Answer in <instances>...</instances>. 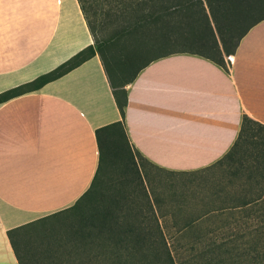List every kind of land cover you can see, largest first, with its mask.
<instances>
[{
  "label": "crops",
  "instance_id": "1",
  "mask_svg": "<svg viewBox=\"0 0 264 264\" xmlns=\"http://www.w3.org/2000/svg\"><path fill=\"white\" fill-rule=\"evenodd\" d=\"M92 44L79 0H0V93ZM229 55L224 65L191 52L151 62L127 86L125 118L99 54L0 103V264H20L9 230L71 206L90 187L97 129L124 120L148 160L191 171L228 153L244 116L264 124V20Z\"/></svg>",
  "mask_w": 264,
  "mask_h": 264
},
{
  "label": "trees",
  "instance_id": "2",
  "mask_svg": "<svg viewBox=\"0 0 264 264\" xmlns=\"http://www.w3.org/2000/svg\"><path fill=\"white\" fill-rule=\"evenodd\" d=\"M101 1L79 0L94 44L34 81L0 93V103L99 54L125 118L127 86L151 62L191 52L224 65L225 55L234 54L264 20V0ZM107 26L110 34L99 31ZM256 129L264 132V124L244 116L238 140L220 160H240L241 140L246 143L249 131L255 137ZM97 138L95 177L74 204L8 231L20 264L27 243L41 264H264V136L256 140L255 162L243 181L215 184L197 212L190 210L191 198L204 192L155 186L134 160L124 120L97 129Z\"/></svg>",
  "mask_w": 264,
  "mask_h": 264
},
{
  "label": "rangeland",
  "instance_id": "3",
  "mask_svg": "<svg viewBox=\"0 0 264 264\" xmlns=\"http://www.w3.org/2000/svg\"><path fill=\"white\" fill-rule=\"evenodd\" d=\"M99 2L101 0H98ZM103 4L108 3L106 0L101 1ZM112 27L100 28V32L110 34L112 31ZM255 137L250 136L252 131H249L248 140L246 143L244 139L241 140V143L244 145V148L241 149L240 153L242 158L238 161L232 162L230 165L224 159V161L220 160L214 163L211 166L191 170V171H174L162 168L150 160H148L137 148L134 146V160L138 162L140 167L144 170L146 174H148L155 182V186L158 185L161 190H166L167 192L176 189L178 191L189 192H204L201 193L199 198L192 197L191 211H198L203 207V201L201 200L203 195H208L210 189L219 182L227 183L230 179L238 180V182L243 181L244 177L247 175V168L250 165H253L255 162V153L257 148L255 147L256 140H259L264 136V132L258 129L254 130ZM242 145V147H243ZM222 161V162H221ZM157 182V183H156ZM220 222L219 220H205V223H213ZM42 241H46L43 238H40ZM21 253L24 261V264H41V261L34 258V251L32 250V246L30 244L24 245V248L21 249Z\"/></svg>",
  "mask_w": 264,
  "mask_h": 264
},
{
  "label": "built area",
  "instance_id": "4",
  "mask_svg": "<svg viewBox=\"0 0 264 264\" xmlns=\"http://www.w3.org/2000/svg\"><path fill=\"white\" fill-rule=\"evenodd\" d=\"M228 57H229V59H230L232 56H231V55H229Z\"/></svg>",
  "mask_w": 264,
  "mask_h": 264
}]
</instances>
